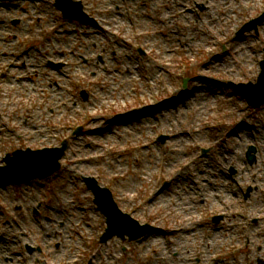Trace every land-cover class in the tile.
Returning <instances> with one entry per match:
<instances>
[{
    "label": "rangeland",
    "instance_id": "rangeland-1",
    "mask_svg": "<svg viewBox=\"0 0 264 264\" xmlns=\"http://www.w3.org/2000/svg\"><path fill=\"white\" fill-rule=\"evenodd\" d=\"M80 1L98 26L63 17L55 0H0V158L68 144L50 178L0 187V264H257L264 258V102L249 106L228 83L258 81L264 22L257 33L243 25L264 0ZM249 145L252 164L244 159ZM87 176L159 231L99 244L94 231L103 217L91 206ZM235 180L251 186L246 202L231 191ZM222 205L260 217L250 225L251 243L237 252L238 217L226 210L217 225L198 222ZM25 243L40 249L29 255Z\"/></svg>",
    "mask_w": 264,
    "mask_h": 264
},
{
    "label": "water",
    "instance_id": "water-1",
    "mask_svg": "<svg viewBox=\"0 0 264 264\" xmlns=\"http://www.w3.org/2000/svg\"><path fill=\"white\" fill-rule=\"evenodd\" d=\"M56 4L64 11L65 16L86 20L85 15H82L80 3L72 2L71 0H57ZM261 64L262 72L259 75L256 84L236 86L237 89L241 91L242 95L254 105L264 102V61H262ZM251 87L258 91L257 95L260 97L257 100H255L256 97L254 98L250 93ZM63 149L64 147L61 149L52 148L37 151H14L11 155H7L4 158L6 165L0 167V185L10 182L18 183L32 177L51 174L59 167L57 160L61 156ZM89 186L95 193V201L107 216L109 228L105 235L106 237L113 234L123 236L125 233H128L130 239H133L144 233V231L137 232V234L130 233L129 228L127 227L129 223L127 217L120 215V212L116 208V205L111 198V194L107 189L99 188L96 185L95 180H90Z\"/></svg>",
    "mask_w": 264,
    "mask_h": 264
},
{
    "label": "bare ground",
    "instance_id": "bare-ground-1",
    "mask_svg": "<svg viewBox=\"0 0 264 264\" xmlns=\"http://www.w3.org/2000/svg\"><path fill=\"white\" fill-rule=\"evenodd\" d=\"M34 10V12H32L33 13V15H36L37 13L35 12V9H33ZM23 78H24V74H21V73H19V74H17V76H16V78H15V82H17V79H20L21 81L23 80ZM26 78H28V76H26ZM252 95H253V97L255 98V91H251L250 92ZM173 104H174V102H172Z\"/></svg>",
    "mask_w": 264,
    "mask_h": 264
}]
</instances>
